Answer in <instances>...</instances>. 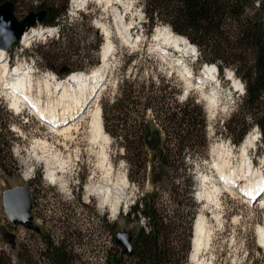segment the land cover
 <instances>
[{"label":"rangeland","instance_id":"obj_1","mask_svg":"<svg viewBox=\"0 0 264 264\" xmlns=\"http://www.w3.org/2000/svg\"><path fill=\"white\" fill-rule=\"evenodd\" d=\"M43 1L45 0H20L14 5L15 17L18 20L23 19L28 14L29 5L36 6ZM64 2L65 0H56L54 6L60 8ZM66 5V16L60 17L59 24L70 29L69 32H73L74 43L77 42L78 46L73 44L67 52L69 60L59 64L68 70L81 67L82 69L77 72L85 73V75L92 72L98 73L97 71L104 66L106 80L103 81V87L97 94L96 104L89 105L80 116L77 122L79 131L75 134L77 138L70 143L59 134L52 132L50 129L52 124L40 121L36 113L26 108L23 112L11 110L6 92L0 90V104L5 105L12 114L11 120H1L0 123L6 124L10 134L9 152L17 166L16 170V166L8 167L11 172L9 176L0 169V248L9 254L12 264H25L23 259L16 257L23 254L31 256L33 264H48L46 259L38 258L43 246L41 239L44 235L55 243L67 247L71 253L70 264H103L115 251L116 244L113 242V236L127 232L132 234L134 239L140 225H144L141 218L137 222H129L126 212L141 195V191L152 190V186L146 183L143 189H140L129 182L127 167L121 158L122 152L111 145V138L107 133L105 134L109 140L105 150L111 167V178L117 185L114 193L118 204L117 214L112 216L109 207L101 206L97 198L87 195L89 180L96 169L97 162V157L92 156L94 154L88 142L90 114L97 107L101 109V98L114 96L117 81L130 72L136 73L138 77L150 74L154 76L159 72L165 73L168 77L172 74L181 87L179 100L183 101L186 97L196 99L202 105L206 115L207 153L206 158L196 165L193 179L195 188L192 195L193 201L198 205L196 217L201 215L205 220L206 246H203L198 256L192 260L193 229L190 237L183 234L180 238L181 248H184L186 243L189 246L185 264H263L264 248L259 246L258 230L264 229V202H262L264 198L254 202V200L242 198L241 191L248 185L246 179L241 177V144L245 142L246 137L254 135L255 125L249 129L244 141L238 145L232 143L229 132L225 128L226 122L237 110L239 100L243 96V83L235 74L233 76L236 81L225 78L226 71L233 72L231 69L224 71L222 80L221 75L218 74V81L211 83V78L206 79L203 75L204 71L201 73L205 64L199 67L195 57L187 49L175 48L176 52H174V48L164 46L162 42H154L152 38L156 29L166 27L162 23H156L153 32L146 36L148 23L139 0H119V2L117 0L111 7H106L97 0H89L86 6L80 7L79 10L72 7L71 0H68ZM113 11L120 16L121 25L127 30L126 38L118 33L117 18L114 17ZM39 27L48 28L43 25L32 28ZM102 29L109 32V41L113 45V50L105 61L106 65L100 61L101 50L105 44ZM99 38H101V44H98ZM55 39L54 32L43 38L34 39L27 46H23L20 40L4 52L10 56L14 64L19 65L23 61L33 64V67L37 69L35 75H32L35 76L34 82L46 78L52 81L51 76L57 80H64L65 76H58L53 69L46 67L47 63L44 60L36 55L39 50L47 49H39L40 46L45 43L49 45ZM77 50H79L77 55H73ZM144 52L150 56L149 60L143 55ZM83 54H86L88 58L82 59L80 55ZM131 54L132 57L129 60ZM127 61L129 63H126ZM197 80L201 81L202 86L197 85L199 83ZM235 82H239L242 88L236 87ZM212 95L215 104L208 103L207 97ZM75 123L70 122L72 125ZM2 132L5 131L2 130ZM43 142L48 145L46 150L38 146ZM254 147L260 149L261 153L254 155L252 150L249 155L253 160L255 172H258L257 176L260 175L262 179L264 178V164H262L264 144L261 137L254 142ZM66 150L71 157L70 167L68 173L59 174L63 176L66 184L63 185L64 187L59 183L51 184L46 178L47 165L44 160H49V163L53 164L52 154L54 153L66 160L68 159ZM77 150L78 155L75 157ZM95 150L97 151L98 148ZM222 152L230 154L228 161L230 166L237 170L235 171L237 182L231 189L218 185L221 188L218 202H215L214 196L213 202H210L207 197L213 195L212 179L219 178L214 165L217 162L218 153ZM176 185L179 187L177 190L179 195L173 198L168 185L163 180L157 189L160 205L169 216L173 213L185 215L186 208L190 206L186 186L181 181ZM14 187L28 189L31 203L35 207L30 215L33 217V224L39 229V234L21 225L14 226L8 221L2 206V193Z\"/></svg>","mask_w":264,"mask_h":264},{"label":"trees","instance_id":"obj_2","mask_svg":"<svg viewBox=\"0 0 264 264\" xmlns=\"http://www.w3.org/2000/svg\"><path fill=\"white\" fill-rule=\"evenodd\" d=\"M6 1L14 6L20 0H0V5ZM67 1L60 8L54 6L56 0L28 7V13L46 11L44 27H58L56 39L40 46L39 49H47L39 50L36 55L47 63L46 67L63 77L66 74L59 70L64 66L59 63L69 60L67 52L73 44L78 46L73 32L59 24L60 17L66 16ZM139 1L148 23L146 36L153 32L156 23H162L196 47L199 67L215 65L221 80L226 69L233 71L243 83L244 93L225 128L232 143L238 145L255 125L264 144V0ZM101 42L99 38L98 44ZM143 55L150 59L146 52ZM80 56L88 58L86 54ZM131 57L132 54L129 60ZM81 69H71L68 73H82L77 72ZM181 92L172 74L168 77L159 72L138 77L130 72L117 81L114 96L100 99L103 129L111 138V145L122 152L129 182L140 189L146 183L152 186V190H142L126 212L129 222L140 218L144 221L132 241V253L129 255L123 247L115 245L114 253L103 264L186 263L189 246L186 243L181 248L180 238L183 234L188 237L192 234L198 209L192 197L193 179L196 165L206 158L208 140L202 105L190 97L180 101ZM11 119V112L0 104V121ZM0 130V169L9 176L8 167L16 163L9 152L11 139L6 124L0 123ZM162 180L168 185L172 198L179 195L177 183L181 181L186 186L190 206L185 215L169 216L161 207L157 189ZM41 240L39 259H46L48 264H70L71 253L65 245L45 235ZM257 250L260 252L259 248ZM16 257L25 264H33L27 254ZM262 259L264 264L263 256ZM0 264H12L9 254L1 248Z\"/></svg>","mask_w":264,"mask_h":264},{"label":"bare ground","instance_id":"obj_3","mask_svg":"<svg viewBox=\"0 0 264 264\" xmlns=\"http://www.w3.org/2000/svg\"><path fill=\"white\" fill-rule=\"evenodd\" d=\"M88 1L89 0H71V5L75 10H79L80 7H85V4ZM97 1L104 4L106 7H111L112 3L117 0ZM113 13V15H115L114 17L117 18L118 33L121 36L123 35V38H126L127 30L122 27L120 16L116 11H113ZM52 30H54V28H31L30 31H27L28 33L25 32L20 38L21 44L23 46H27L34 39L43 38L49 32H53ZM101 33H103L105 37V44L102 47L100 56L101 61L105 63L109 53L113 50V45L109 41V32L102 29ZM152 39L154 42H162L164 46L166 45L172 47L174 50H176L175 48L178 50L179 48L184 47L190 53L196 51V48L191 46L185 38L173 34L168 27L156 29ZM5 50L7 49L1 48L0 45V90L6 92V98L10 101L11 105L10 109L20 110L21 108H26L32 113H36L40 121L52 124V128H50L52 132L62 136L66 142H73L77 138L75 134L79 131V123L77 124V122H79L80 116L84 114L89 105L96 104L97 100L95 99L97 94L99 93L100 88L103 87V81L106 80L104 66L100 69V71H97L98 73L92 72L86 75L85 73H72L65 76L66 78L64 80H57L54 76H51L53 82L47 78L34 82L35 76H32L34 74H31L30 69L27 67L24 68V65L22 64L17 65L12 71L7 70L4 63L5 58L7 57L4 52ZM104 65H106V63ZM215 69L216 67L213 65H205L203 75L206 76V79L209 77L214 79ZM228 73L229 77L236 81L232 72L228 71ZM198 84L200 83H197V85ZM235 86L242 87L239 82H235ZM198 89L200 88L198 87ZM207 99L208 103L215 104L213 95L207 97ZM89 118L90 123L88 133L90 136H88V142L90 149L94 154L92 156L97 157V162L96 169L93 171L89 180L90 182L87 187V195L88 197L92 196L97 198L101 206L109 207L112 216H115L118 210V204L114 198L115 188L117 185L113 183L111 178V167L108 163V156L105 150L109 139L103 130L100 108L97 107V109L90 114ZM70 122L76 123L72 125ZM252 137V135H249L246 137L245 142H243L244 144H241L240 164L241 177H244L248 183V185L241 190L243 192L242 198L249 200L250 198H253V194L255 195V193H260L262 190L264 191V178L261 179L260 175L257 176L258 172H255L254 167H252L249 160H247L248 153L245 154L246 148L253 143ZM38 146H41L42 150H46L48 147L46 142L40 143ZM64 146L67 148L65 142ZM97 148L98 150L96 151L95 149ZM77 153L78 150L75 151V157H77ZM229 156V153L224 152L218 153L217 155L218 158L214 168L218 172L217 174L219 175V178L215 180L212 179L211 188L213 189V195L207 197L210 202H213V196L215 197V202H218V194L221 189L218 185H223L229 189L236 185L237 177L235 171L237 170L230 166V161H228ZM67 158L68 159H66V161L64 160V157L63 159L59 158V155L54 153L52 154L53 164L49 163V160H44L47 165L46 178L51 184L59 183L61 186L66 184L63 176H60L59 174L68 173L71 158L70 154H68ZM262 164H264V160L262 161ZM246 174L248 175L246 176ZM262 194L263 193H260L254 200L257 201L261 198L263 199L264 197H262ZM262 202H264V199ZM205 232V220L203 216L199 215L196 217L193 226V237L191 241L192 260L198 256L201 248L206 246V240L204 239L206 234ZM258 234L259 246L264 248V229H259Z\"/></svg>","mask_w":264,"mask_h":264},{"label":"water","instance_id":"obj_4","mask_svg":"<svg viewBox=\"0 0 264 264\" xmlns=\"http://www.w3.org/2000/svg\"><path fill=\"white\" fill-rule=\"evenodd\" d=\"M46 11H32L23 19L18 20L14 15L12 2L6 1L0 5V45L8 49L22 37V35L35 25L42 24L45 20ZM188 42V41H187ZM196 48V47H195ZM217 69V68H216ZM60 73L67 74L68 68L63 67ZM2 206L10 224L21 225L26 229L38 232V228L32 222L31 198L27 188L14 187L2 193ZM133 236L130 233H117L114 238L116 245L124 248V252L131 254L133 250Z\"/></svg>","mask_w":264,"mask_h":264},{"label":"flooded vegetation","instance_id":"obj_5","mask_svg":"<svg viewBox=\"0 0 264 264\" xmlns=\"http://www.w3.org/2000/svg\"><path fill=\"white\" fill-rule=\"evenodd\" d=\"M32 208H33V209L35 208L33 204H32Z\"/></svg>","mask_w":264,"mask_h":264}]
</instances>
